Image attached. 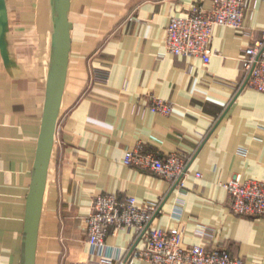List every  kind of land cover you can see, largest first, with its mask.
Returning a JSON list of instances; mask_svg holds the SVG:
<instances>
[{"label": "crops", "instance_id": "crops-1", "mask_svg": "<svg viewBox=\"0 0 264 264\" xmlns=\"http://www.w3.org/2000/svg\"><path fill=\"white\" fill-rule=\"evenodd\" d=\"M18 1L0 0V264H24L34 175L66 43L59 0L52 10L48 0H27L26 8ZM66 3L68 62L36 187L30 264L96 259L85 219L102 193L164 195L155 225L181 228L185 245L226 248L264 264V219L232 213L220 185L237 174L264 181V92L242 86L239 60L261 38L264 0H248L252 36L214 27L207 63L170 53L164 38L172 15L210 0ZM150 97L169 101L172 111L151 112ZM135 147L186 153L189 177L173 188L124 163ZM105 242L107 253L124 259L135 245L130 231L113 228Z\"/></svg>", "mask_w": 264, "mask_h": 264}, {"label": "built area", "instance_id": "built-area-1", "mask_svg": "<svg viewBox=\"0 0 264 264\" xmlns=\"http://www.w3.org/2000/svg\"><path fill=\"white\" fill-rule=\"evenodd\" d=\"M247 6L248 0H210L209 7L192 4L188 12L170 17L164 46L175 55L200 57L207 63L212 54L210 45L215 26L232 27L252 36L244 24ZM239 60L242 86L264 92V28L261 38L253 39L241 49ZM146 104L151 112L168 114L173 109L172 103L159 97H150ZM123 162L154 171L173 188L181 187L190 175L188 155L180 150L155 155L135 147L124 152ZM194 175L202 176L200 171ZM220 185L226 191L232 213L264 219L263 180L237 174ZM163 200L164 195L154 200L132 195L120 197L117 193L95 196L85 219L86 239L90 255L99 260L93 258L89 264H109L115 258L118 264H134L135 258L146 264H247L243 257L233 255L226 248L206 247L202 243L185 245L181 228L155 225L153 221ZM110 228L132 233L135 245L128 252L130 258H122L120 252H106L105 237Z\"/></svg>", "mask_w": 264, "mask_h": 264}, {"label": "water", "instance_id": "water-1", "mask_svg": "<svg viewBox=\"0 0 264 264\" xmlns=\"http://www.w3.org/2000/svg\"><path fill=\"white\" fill-rule=\"evenodd\" d=\"M59 8H60L61 13H62L64 29L66 32V43H65L64 50H63V61H62V66H61V70H60V74H59V79H58L55 94L53 97V101H52V105H51V109H50V113H49V117H48V121H47V125H46V130H45V134H44V138H43L42 149H41L39 159L37 161L35 175H34V183H33V187H32V196H31V202H30L29 226H28V230L26 231L25 239H24V244H25L24 264H30L31 249H32V238H33L32 216H33L34 201L36 199V187H37V183H38V177L40 175V169H41L42 162H43V155H44V152L46 149V144H47V141L49 138V133L51 131L52 124L54 121L57 97L59 94L61 82H62V79L64 77L67 62H68L69 41H68V31H67V24H66V13H67L66 0H59Z\"/></svg>", "mask_w": 264, "mask_h": 264}, {"label": "rangeland", "instance_id": "rangeland-1", "mask_svg": "<svg viewBox=\"0 0 264 264\" xmlns=\"http://www.w3.org/2000/svg\"><path fill=\"white\" fill-rule=\"evenodd\" d=\"M55 2H53L52 0H48V7L52 9H55ZM17 7L19 8V6H21L20 8H26V6H28L30 4V1L27 0H20V2L18 1L17 3ZM37 8V7H36ZM15 22H18V19L15 20Z\"/></svg>", "mask_w": 264, "mask_h": 264}]
</instances>
